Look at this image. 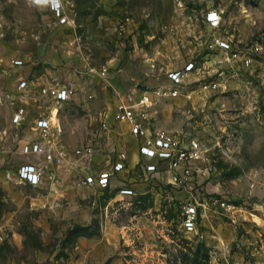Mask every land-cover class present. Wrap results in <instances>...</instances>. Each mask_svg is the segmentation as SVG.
I'll return each instance as SVG.
<instances>
[{"label": "rangeland", "instance_id": "374dc122", "mask_svg": "<svg viewBox=\"0 0 264 264\" xmlns=\"http://www.w3.org/2000/svg\"><path fill=\"white\" fill-rule=\"evenodd\" d=\"M60 1L67 24L47 4L21 0L20 15L1 11L7 19L0 38L10 54H21L19 71L29 79L94 90L92 102L58 110V141L70 151L91 140L101 167L124 156L119 176L133 193L84 184L83 164L73 156L48 167L39 185L21 182L20 144L38 134L12 126L10 110L0 105L7 134L0 138V264H264V0ZM209 9L221 14L218 30L204 22ZM217 35L261 52L228 81L238 87L222 83L189 101L165 102L183 110L169 126L190 129L207 151L198 163L200 190L190 197L165 177L145 180L137 141L113 115L187 61L209 68L208 80L220 79L208 48ZM104 66L117 74L108 84L84 70ZM214 100L218 105L208 107ZM100 118L107 128L100 129ZM189 202L197 203L198 216L185 231L180 211Z\"/></svg>", "mask_w": 264, "mask_h": 264}, {"label": "built area", "instance_id": "2783aa9c", "mask_svg": "<svg viewBox=\"0 0 264 264\" xmlns=\"http://www.w3.org/2000/svg\"><path fill=\"white\" fill-rule=\"evenodd\" d=\"M48 7L60 24L68 23V18L63 15L60 0L59 6L49 2ZM204 22L210 29L218 30L222 25L220 12L216 9L207 10ZM208 48L215 55L213 62L220 79L208 80V74L211 73L209 68L204 69V66L198 65L195 61H187L180 68L166 71L158 85L135 92L128 102L118 105L113 115L115 121L126 123L128 133L137 141L136 163L145 180L165 177L169 183L189 193L190 197L192 193L200 190L198 163L206 156L207 151L197 134L190 129L168 130L158 126L159 107L163 102H174L181 98L189 101L195 92L201 95L209 94L222 83L226 87L229 80L238 77L241 70L251 66L253 54L261 52V47L257 44L241 46L227 35L213 37ZM10 63L22 65L23 61L11 59ZM84 70L89 78H97L106 84L117 76L114 70L111 72L106 66L98 69L84 67ZM17 89L19 97L24 98L27 90L26 81L20 80ZM38 93L42 102L40 108L48 110V115L39 112L34 118L32 130L38 136L21 147L25 159L17 168L18 179L27 185H39L48 167L50 169L52 165L59 166L73 156L83 164L80 173L84 177V184L105 191L116 190L121 195L132 194L130 184L119 176L125 170L122 161L124 156L108 160L107 167H101L94 161V146L91 140L70 151L58 141V110L69 104L92 102L95 98L94 90L84 84L70 82L43 84L39 87ZM5 97L15 109L11 122L20 125L25 118V108L18 106L8 93ZM98 123L100 129L107 128V123L102 118ZM193 200L196 201L195 198ZM197 216L196 202L182 205L181 228L185 231L194 230Z\"/></svg>", "mask_w": 264, "mask_h": 264}, {"label": "crops", "instance_id": "0c3cea01", "mask_svg": "<svg viewBox=\"0 0 264 264\" xmlns=\"http://www.w3.org/2000/svg\"><path fill=\"white\" fill-rule=\"evenodd\" d=\"M47 6H48V3H47ZM7 8H11L14 11V15L16 14L20 15V10L22 8L21 0H0V23L5 22V19H7V16L1 12L2 10L7 9ZM16 11H19V12H16ZM0 33H1V30H0ZM20 56L21 54L16 51L10 54L9 51H7L5 47L4 41L0 38V105L1 106L5 105L10 110L11 112L10 123L12 126L16 128H19V127L21 128L23 126L24 127L23 129L27 131V134H30V131L32 130V126L34 124V118L36 117V115L39 112L44 113L46 116L48 115V110L46 109L44 110L43 108L42 109L40 108V106L42 105V102L40 100L39 93H38L39 87L43 84L49 85V84H55V83L49 82V80L44 81L42 75H37L33 79H29L27 76H24L19 71V68L22 65H12L10 63L11 59H20L19 58ZM20 80H25L27 83L26 96L24 98L19 97V90L17 89V85ZM76 83H79V82H76ZM231 86L238 87V84L234 81H231L228 84V88H230ZM6 93H8L13 99H15V102L16 104H18V106H23L25 108V118L23 119L20 125H14L11 122V117L15 109L10 106L9 100L5 97ZM218 102L219 101L214 100V101L208 102L207 105L208 107L216 106L218 105ZM220 102H222L221 104H224L223 101H220ZM174 103L179 104V102L177 101H174ZM172 104L173 103L171 102L167 104L163 102L160 105L159 112L157 115V124L158 126L168 129V130H178L180 128H175V127L172 128L171 126H169V123L170 121L173 122L172 120H175L173 119L175 118L173 115H176L177 119L181 120L180 117L182 115L180 113H182L183 110L181 109L172 110L173 109ZM169 108H171V110H169ZM232 111L233 110L225 109L223 111L224 112L223 114H228V113H231ZM209 115H210L209 110H206L204 116H209ZM1 132L2 131H0V138L7 137L6 132H3V133ZM23 138L24 139L22 140L20 144V150L24 143H26L29 140L36 139L37 135L35 136L25 135Z\"/></svg>", "mask_w": 264, "mask_h": 264}, {"label": "clouds", "instance_id": "9594fccd", "mask_svg": "<svg viewBox=\"0 0 264 264\" xmlns=\"http://www.w3.org/2000/svg\"><path fill=\"white\" fill-rule=\"evenodd\" d=\"M33 2L36 4H47L51 2L54 6H59V0H33Z\"/></svg>", "mask_w": 264, "mask_h": 264}]
</instances>
